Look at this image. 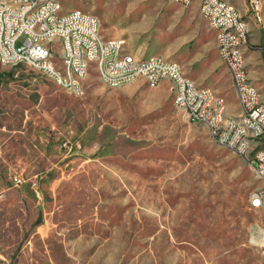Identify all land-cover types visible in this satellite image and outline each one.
Wrapping results in <instances>:
<instances>
[{
    "label": "rangeland",
    "instance_id": "obj_1",
    "mask_svg": "<svg viewBox=\"0 0 264 264\" xmlns=\"http://www.w3.org/2000/svg\"><path fill=\"white\" fill-rule=\"evenodd\" d=\"M59 1L98 18L104 40L199 74L229 116L240 112L196 5ZM255 30L245 62L264 104V25ZM170 85L110 88L92 70L75 96L0 65V264H264V203L250 204L262 183L176 108Z\"/></svg>",
    "mask_w": 264,
    "mask_h": 264
},
{
    "label": "built area",
    "instance_id": "obj_2",
    "mask_svg": "<svg viewBox=\"0 0 264 264\" xmlns=\"http://www.w3.org/2000/svg\"><path fill=\"white\" fill-rule=\"evenodd\" d=\"M186 4V8L196 5L200 15L208 24H214L221 30V40H218V51L224 56L226 68L234 89L239 91V106L244 107V115H236L228 118V128H220L218 122V110L221 107L215 102V107H207L208 94L200 91L195 83H185L178 80L177 73L166 64L156 63L153 66H133V61L125 63L122 69H114V66H105V73H98V66L92 65V54L99 52V42H106V55L108 50L117 53L123 50V44L119 38L104 40L101 38L100 29L93 25V15L84 12H71L68 15L59 14L60 5L50 4V0H15V5H7L8 14L5 20L0 22V65L5 67H26L50 80L56 87L81 96L82 88L77 80L72 79V70H79L88 77L94 70L97 75H103L105 79L125 80L135 74H144L150 78V88H156L160 73H169L171 84L170 94H179L176 108L188 111V119L193 123L205 126L215 144L225 148L235 155L246 159L256 172H259V180L264 182V155H257V148L264 147V104L261 95L256 90H248V82L251 76L247 69H239L241 46L235 44V34H242L249 40L250 28L247 20L235 8H228L231 0H179ZM251 1V9H245L256 25H264V0ZM7 3V0H0ZM39 2L40 11L34 15H26L28 3ZM22 17H29V26H22ZM26 28L34 29L33 41H25ZM55 31L59 36V51L53 61L41 62V54L47 50L45 32ZM106 55H103L105 57ZM64 66H71V75H64ZM52 71H61L62 79L54 80ZM190 108H199L198 116H190ZM242 122H249L251 135H243ZM252 154L251 158H248ZM14 186L23 183L18 175L13 177ZM264 202L257 201L251 196V207L262 206Z\"/></svg>",
    "mask_w": 264,
    "mask_h": 264
},
{
    "label": "bare ground",
    "instance_id": "obj_3",
    "mask_svg": "<svg viewBox=\"0 0 264 264\" xmlns=\"http://www.w3.org/2000/svg\"><path fill=\"white\" fill-rule=\"evenodd\" d=\"M172 1L175 4L186 8V4H184L183 1H179V0H172ZM50 4L60 5L59 14L68 15L69 12L62 13L61 4L59 0H50ZM7 5H15V0H7V3L0 2V22L4 21L5 15L8 14ZM244 7L245 9H251V1H244ZM228 8H235V4L232 1H228ZM38 11H40L39 2L28 3V5L26 6V15H34V13ZM71 12H80V11L72 10ZM93 25H96V28L100 29V21L95 16H93ZM208 25L216 33V50H217L218 40H221V30H219L217 27H214V24H208ZM22 26H29V17H22ZM33 38H34V29L26 28L25 41H33ZM119 40L120 43L123 44V50H120L117 53L115 62H114L115 50H108L106 55V42H99V52H96L91 56L92 65H100V63H102L103 61V66H98V73H105V66H114V69H122L125 63L129 61V57L133 61V66H153L156 63V59H158L159 64H166V66L172 67L176 71L178 80L184 81L185 83H195L184 75L181 66L177 62L168 59H163L162 57H157V56L138 57L127 50L126 40L120 38ZM45 41L49 43L47 44V50H44L43 53L41 54V62H50L54 60V57L57 56V52L59 51V36L56 34L55 31H47L45 32ZM0 44H2V35H0ZM53 44H55L54 48H53ZM235 44L237 46H241L240 60L245 61V48L247 46L246 38H244L242 34H235ZM103 55L106 56L103 57ZM217 55L221 63L224 65V56L222 51L217 50ZM239 69H247L246 62H239ZM64 75H71V66H64ZM98 77L105 85H107L110 88H118L127 85L138 78L144 79L147 85L150 86V78H147V76H144V74H135L129 79L116 80L114 84L112 79H105L103 75H98ZM52 78H54V80H61L62 72L52 71ZM86 78H87L86 74L81 73L79 70H72V79L77 80V84H79L80 88H82V94L84 93L83 84ZM164 80L169 81V73H160L158 78V85ZM199 88L200 91L206 92L208 94V98L210 100H207V107H215V102H217V105L221 107L220 110H218V122H220V128H228V118H233V116L227 115L226 104L224 99L216 96L214 92L209 88H204V87H199ZM234 90L239 102V91L238 89H234ZM248 90H256V92H258V90L255 88L252 82H248ZM172 96H173V102L176 106L177 102L179 101V94H172ZM239 107H240V112L238 113V115H244V107L243 106H239ZM184 113L188 117V111H184ZM198 115H199V108H190V116H198ZM242 130H243V135H251V128H249V122H242ZM218 146L220 147V145ZM257 155H264V147L257 148ZM250 167L254 171L256 178L259 180V172H256L253 166ZM259 181L262 183V186L264 188V182H262V180ZM254 197L257 198V201L263 202L264 192L254 194ZM260 207L261 206H255L254 208H260Z\"/></svg>",
    "mask_w": 264,
    "mask_h": 264
},
{
    "label": "crops",
    "instance_id": "obj_4",
    "mask_svg": "<svg viewBox=\"0 0 264 264\" xmlns=\"http://www.w3.org/2000/svg\"><path fill=\"white\" fill-rule=\"evenodd\" d=\"M243 17L245 18V20H247L248 24H249V28L252 29L251 34H250V39L253 42H260L261 40V36L258 34V32L255 30V28L257 27V25L253 22L252 18L246 14V12L244 14H242ZM264 15V12H263ZM214 34V33H213ZM182 68V67H181ZM183 70V69H182ZM184 73V72H183ZM211 72H209L210 74ZM186 75H188L189 79H191L193 82H195V84L199 87H208L206 86V79L201 78V76H199V74L196 73H192V72H185ZM167 80L162 81L157 87L161 86L162 83H164ZM163 86V85H162ZM156 87V88H157ZM171 87V85H170ZM210 88V87H209ZM213 90V89H212ZM226 104V103H225ZM227 113V110H226ZM228 115V114H227ZM238 115V114H237Z\"/></svg>",
    "mask_w": 264,
    "mask_h": 264
}]
</instances>
